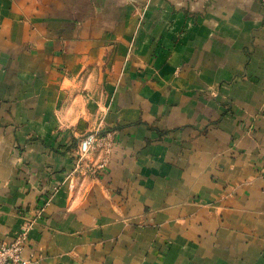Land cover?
Returning <instances> with one entry per match:
<instances>
[{
  "label": "crops",
  "instance_id": "0c3cea01",
  "mask_svg": "<svg viewBox=\"0 0 264 264\" xmlns=\"http://www.w3.org/2000/svg\"><path fill=\"white\" fill-rule=\"evenodd\" d=\"M263 167L264 0H0V243L41 209L31 264H264Z\"/></svg>",
  "mask_w": 264,
  "mask_h": 264
},
{
  "label": "built area",
  "instance_id": "2783aa9c",
  "mask_svg": "<svg viewBox=\"0 0 264 264\" xmlns=\"http://www.w3.org/2000/svg\"><path fill=\"white\" fill-rule=\"evenodd\" d=\"M113 132L102 128H96L87 133L78 141L74 154L73 173H96L106 167L111 160L114 151ZM99 153L100 158L93 160L92 153ZM264 176V167L261 171ZM42 210L37 209L34 216H29L20 227L17 237L11 242L0 243V264H31V260L23 256V250L27 245L30 230L34 223L41 217Z\"/></svg>",
  "mask_w": 264,
  "mask_h": 264
}]
</instances>
